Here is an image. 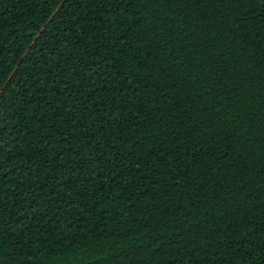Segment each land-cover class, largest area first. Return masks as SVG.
<instances>
[{
    "label": "trees",
    "instance_id": "1",
    "mask_svg": "<svg viewBox=\"0 0 264 264\" xmlns=\"http://www.w3.org/2000/svg\"><path fill=\"white\" fill-rule=\"evenodd\" d=\"M0 264H264V0H0Z\"/></svg>",
    "mask_w": 264,
    "mask_h": 264
}]
</instances>
